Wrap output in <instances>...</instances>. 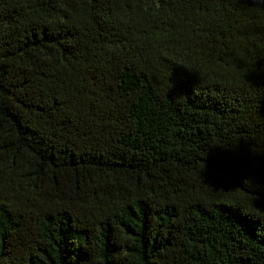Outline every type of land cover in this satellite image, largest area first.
Wrapping results in <instances>:
<instances>
[{
    "label": "trees",
    "instance_id": "16d2710c",
    "mask_svg": "<svg viewBox=\"0 0 264 264\" xmlns=\"http://www.w3.org/2000/svg\"><path fill=\"white\" fill-rule=\"evenodd\" d=\"M0 264H264V0H0Z\"/></svg>",
    "mask_w": 264,
    "mask_h": 264
}]
</instances>
